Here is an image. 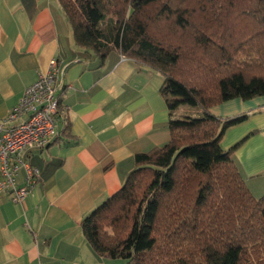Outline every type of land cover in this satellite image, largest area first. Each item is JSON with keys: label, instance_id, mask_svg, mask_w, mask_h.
Instances as JSON below:
<instances>
[{"label": "trees", "instance_id": "16d2710c", "mask_svg": "<svg viewBox=\"0 0 264 264\" xmlns=\"http://www.w3.org/2000/svg\"><path fill=\"white\" fill-rule=\"evenodd\" d=\"M57 1L76 45L157 72L168 109L169 141L135 154L123 184L81 220L91 249L125 264H264V194L232 159L248 135L220 145L250 113L209 111L264 96V0Z\"/></svg>", "mask_w": 264, "mask_h": 264}, {"label": "crops", "instance_id": "0c3cea01", "mask_svg": "<svg viewBox=\"0 0 264 264\" xmlns=\"http://www.w3.org/2000/svg\"><path fill=\"white\" fill-rule=\"evenodd\" d=\"M51 58L60 70V136L24 149L38 178L23 203L0 192V264H125L97 255L80 222L123 184L135 154L169 141L162 77L117 52L100 60L76 45L57 0H0V119ZM210 110L219 117L250 113L225 131L220 145L228 149L248 135L232 159L251 194L261 196L264 96L234 98ZM24 177L21 168L17 182Z\"/></svg>", "mask_w": 264, "mask_h": 264}, {"label": "built area", "instance_id": "2783aa9c", "mask_svg": "<svg viewBox=\"0 0 264 264\" xmlns=\"http://www.w3.org/2000/svg\"><path fill=\"white\" fill-rule=\"evenodd\" d=\"M56 58H51L45 72L27 86L18 103L0 119V192L8 191L11 200L23 203L37 181L38 170L23 159L28 146L43 148L59 135V92L61 80ZM26 118L18 123L22 117ZM24 169V183L17 182Z\"/></svg>", "mask_w": 264, "mask_h": 264}, {"label": "rangeland", "instance_id": "374dc122", "mask_svg": "<svg viewBox=\"0 0 264 264\" xmlns=\"http://www.w3.org/2000/svg\"><path fill=\"white\" fill-rule=\"evenodd\" d=\"M216 105H218V104H216ZM214 106H215V105L210 106V107H209V111H211L210 109H212ZM182 108H185V107H182ZM182 108H179L178 110L176 109L175 112H174V116L179 117L178 115L183 114V113H182V111H183Z\"/></svg>", "mask_w": 264, "mask_h": 264}]
</instances>
